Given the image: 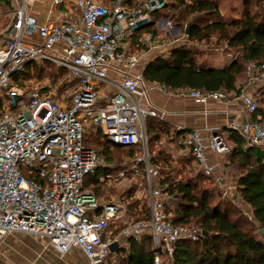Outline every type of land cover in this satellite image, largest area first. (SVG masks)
<instances>
[{"label":"built area","instance_id":"obj_1","mask_svg":"<svg viewBox=\"0 0 264 264\" xmlns=\"http://www.w3.org/2000/svg\"><path fill=\"white\" fill-rule=\"evenodd\" d=\"M160 1L154 0L143 13L126 0H72L76 18L40 24L28 15L27 0H10L13 20L0 48V242L14 233L27 234L44 240L60 256L79 249L89 264H106L113 242L107 233L121 228L127 236L150 237L155 264H160L161 255L171 254L179 241H196L202 235L168 221L166 206L172 197L152 164L148 134L149 119L163 120L164 113L147 98L143 71L133 73L140 56L131 50L130 39L149 26ZM153 38L149 32L141 42ZM31 63L66 70L73 82L70 98L60 100L50 89L16 87L14 76ZM258 70L261 78L255 81L264 83V63ZM182 96L199 104L229 100L224 91L188 89ZM238 98L247 118L232 120L228 127L249 147L264 152V116L254 117L259 102L248 93ZM91 127L111 144L132 151L117 173L101 180H144L149 219L134 222L125 201H99L85 189L90 175L115 165L85 145ZM185 145L199 172L214 178L222 197L254 222L250 205L235 184L215 176L211 154L230 152L222 134L216 131L207 141L194 129L185 137Z\"/></svg>","mask_w":264,"mask_h":264},{"label":"trees","instance_id":"obj_2","mask_svg":"<svg viewBox=\"0 0 264 264\" xmlns=\"http://www.w3.org/2000/svg\"><path fill=\"white\" fill-rule=\"evenodd\" d=\"M126 1L133 8L137 0ZM172 1L181 10L177 22L199 14L216 16L221 14L217 3L213 0ZM242 2L243 20L238 22L217 20L203 27L193 25L187 35V39L193 45H183L171 50L167 55L151 59L144 66V81L164 87L169 91L189 89L201 92L224 91L240 94L247 88L244 79L249 69H256L255 78H260L258 69L264 63V0H242ZM152 16L153 18L159 17L158 12H153ZM153 29L154 25H149L135 32L130 39L133 52L138 51L141 37L145 33H153ZM212 40H215V49L226 46V51H238L235 60L224 69L209 67L203 60H200L194 48L199 44H209ZM34 65H41L40 68L51 67L55 71L67 74L66 70L50 63H31L14 76L13 84L16 87L26 88L24 79L30 75L27 71ZM42 71L43 69L40 73ZM52 76L54 81L58 79L57 74H52ZM70 82L73 84L72 81ZM258 116H264V96L263 107L260 106L254 115V117ZM162 125L158 119H149L148 134L151 145L159 141L163 130ZM92 129L95 131L94 141L100 142V146L97 144L96 146L101 149L94 147L95 144L92 139H89V134L85 145L103 156L106 162L112 161L115 165L109 168H99L90 175L85 181V189L92 192L97 199L103 198L109 201V196L102 191L106 183L101 178L106 174L119 171L124 158L118 157L115 153L122 148L105 140L99 129ZM230 142L231 147H229L226 166L227 168L240 167L234 184L250 205L254 222L246 218L229 201L233 209L211 205L210 200L213 193L206 188L199 189L198 182L188 175L185 180H174L167 172H165V177L159 175L161 167L164 171L171 172H175L176 168L172 167V159L166 155L160 145L161 149L157 154L151 153L152 164L157 176L161 183L167 186L166 192L172 197L166 206L168 221L174 226L185 227L195 223L202 233L196 241H179L173 247L171 254L161 255L160 264H264V235L260 232L264 228V152L249 147L244 139L234 131L230 132ZM201 176L208 179L202 174ZM131 190L121 195L123 198L126 197L125 201L131 198L133 194ZM218 195L222 197L219 192ZM223 200L227 199L223 198ZM138 202V200L130 201V212L134 222L147 220L150 217L148 207L145 212L139 214ZM120 231L121 228L114 230L112 236H116ZM119 254L120 264H155L156 251L153 248L152 239L146 235L139 238L130 237L128 249L121 250Z\"/></svg>","mask_w":264,"mask_h":264},{"label":"crops","instance_id":"obj_3","mask_svg":"<svg viewBox=\"0 0 264 264\" xmlns=\"http://www.w3.org/2000/svg\"><path fill=\"white\" fill-rule=\"evenodd\" d=\"M98 1L108 2V0ZM240 4L244 11L242 0H240ZM27 12L29 16L34 17L40 24L48 22H62L67 19H74L78 16V11L72 0H65L59 4H57L56 0H27ZM12 20L13 15L10 0H0V48L4 45L5 34L9 29ZM179 33L180 30L176 29L175 34L178 35ZM183 45L184 44L175 46L172 45L169 47V50H167L166 45L154 48L150 47L147 55H140L138 53L140 56V62L143 63L142 66L139 63L138 68L135 69L133 73L143 71L144 66L151 60L153 56L155 58L160 54L164 55L165 52H170L171 50ZM185 45L189 46L193 45V43L188 40ZM130 47L132 50L131 42ZM220 54H229L228 56L233 54V57L227 59L228 63L231 64L237 57L238 51H223L220 48L211 49L208 54L204 55L203 62H205L209 67H212L211 65L213 60L219 62L217 58H219L218 56ZM144 86L146 90V96L149 101L159 112L164 113L163 120H160L163 124V130L157 144L163 147L166 155H168V157L172 159V163L174 161L175 164L176 161H179L180 163L184 157L188 155L191 156L188 148L185 145V137L190 131L198 129L201 132L203 138L207 141L211 138L214 132L218 131L220 134H222L226 143L231 145L230 132H232V130L228 127V124L232 120L243 122L247 118L242 102L238 98V96L243 93L249 94L247 88H245L240 94L228 93L229 100L227 102L209 101L206 104H199L190 97L182 96V92L184 90L172 91L171 94H165L162 93L161 88L158 85L145 82ZM141 91H139V93ZM178 126L182 127L183 130H177ZM211 163L217 167L215 176L224 177L219 168L221 166L227 165L228 159L226 156L211 154ZM193 164L197 168L194 161ZM168 173L173 175L174 172L168 170L167 174ZM225 178L228 177L226 176ZM130 181H135V184L138 182L133 179ZM130 192H133V194L129 200L125 201L126 197L122 199L129 206L130 201L135 198L136 190L133 189ZM98 200L106 201L103 198ZM109 231L107 233V238L109 240H113L112 244H117V249L115 252L111 251V255L106 264H120L119 253L121 250L128 249L129 238L131 236L124 235L120 231L116 236L113 237L112 233ZM0 263L89 264V261L79 249H73L66 255L60 256L56 251L48 248L44 240L37 239L27 234L14 233L7 236L3 241L0 242Z\"/></svg>","mask_w":264,"mask_h":264},{"label":"rangeland","instance_id":"obj_4","mask_svg":"<svg viewBox=\"0 0 264 264\" xmlns=\"http://www.w3.org/2000/svg\"><path fill=\"white\" fill-rule=\"evenodd\" d=\"M154 0H137L134 2L133 9L140 10L143 13L145 11H149L151 9V3ZM190 2V0H187ZM217 3L219 10H220V16L212 15V14H199L196 16H191L186 20H180L177 22V18L179 17V14L181 12L180 8L174 4L172 0H163L161 4L158 5L156 12H158L159 17L153 18L151 15V25H154L153 33L154 38L151 42L146 44L139 45L138 51L136 53H139L140 55L148 54L150 47H158L162 45H166L167 50H169V47L172 45H179V44H186L187 39V28L188 26L191 27L194 25H199L201 27L208 25L210 22L213 21H225V22H238L244 19L243 17V9L240 4V0H213ZM176 29L180 30V33L178 35L175 34ZM143 38V36L141 37ZM197 54L200 57V60L202 61L204 59V55L208 54V52L211 49H215V40H212L209 44L203 43L199 44L194 47ZM221 50L226 51V46L222 47ZM155 51V50H154ZM156 53V52H153ZM169 52H165L164 55H167ZM162 55V54H160ZM159 55V56H160ZM220 54L217 58L219 62L212 61V67L215 69H224L226 68L230 63H228V58L233 57V54ZM154 56L151 58L153 59ZM215 59V58H214ZM143 62H140L142 66ZM38 66V67H37ZM41 65H34V67L30 68L27 73L30 75L26 76L24 79V83L26 85V90H32L36 88H42V89H50L52 93L56 95V97L60 100L63 99H69L70 95L73 91V84L70 82V79L68 78L67 74L60 71H55L49 68H40ZM41 69L43 71L40 73ZM251 72H248L245 76V83L247 85V90L249 91V94L252 95L257 101H259L260 106L263 107V96H264V83L260 80L255 81V74L254 72L256 69L251 68ZM52 74H57L58 79L56 81L53 80ZM259 77L261 78V74H259ZM94 130L92 128L89 129V139L93 140V144H95V148L101 149L100 142L97 140L94 141ZM91 134V135H90ZM94 134V135H93ZM99 145V146H96ZM228 144V143H227ZM150 151L152 154H157L159 149L158 144L151 145V142L149 143ZM228 147H231L228 144ZM163 149V147H162ZM230 149V148H229ZM118 157L121 156V158H126L131 156L132 151L122 149L119 152L115 153ZM226 158L228 159L229 153H227ZM172 167H175L176 170L171 176L174 180L183 179L185 180L188 177H192V179L196 182H198V188L199 189H209L211 193H213V196L211 198V205L216 206L220 205L222 207H229L233 209L231 204L228 202V200H223V197L218 195L219 188L215 182L214 178H208L205 179L201 176L199 170L194 166L192 157L186 156L182 159V161L179 163V161L175 162L173 161ZM221 173L224 175V177H228V181H231L234 183V180L237 179V176L239 175L240 167H231L227 168L226 165L221 166L220 168ZM184 171V172H183ZM159 172L163 177H165L164 168H160ZM131 180V179H130ZM130 180L123 181V182H115V181H105L107 183L104 185V191L105 195L109 196V199L116 200V199H123V196H121L124 192L128 191L129 189H135V198L133 201L138 200V211L139 214L142 212H145L147 207L150 211V202H149V196L147 192V185L145 181L138 180V182L135 184V181L132 182ZM136 185V187H135ZM215 193V194H214ZM174 207V206H172ZM197 225L193 223L189 226V228L194 229L195 231H199V229L196 227ZM251 227V225H250ZM257 228V227H256ZM110 233L114 232V229L111 228ZM258 233V232H257ZM259 234V233H258ZM162 258H160V261Z\"/></svg>","mask_w":264,"mask_h":264},{"label":"water","instance_id":"obj_5","mask_svg":"<svg viewBox=\"0 0 264 264\" xmlns=\"http://www.w3.org/2000/svg\"><path fill=\"white\" fill-rule=\"evenodd\" d=\"M160 2H162V1H160ZM149 25H151V23H150ZM189 33H190V27L188 26L187 31H186V34L189 35ZM260 232H261L262 235H264V228H262V229L260 230ZM203 235H205V232H203ZM116 249H117V244H112V245H110V250H111L112 252H115Z\"/></svg>","mask_w":264,"mask_h":264}]
</instances>
